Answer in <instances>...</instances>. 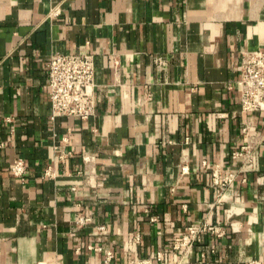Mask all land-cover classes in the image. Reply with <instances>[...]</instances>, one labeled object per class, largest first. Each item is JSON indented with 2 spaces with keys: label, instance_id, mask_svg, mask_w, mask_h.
<instances>
[{
  "label": "crops",
  "instance_id": "obj_1",
  "mask_svg": "<svg viewBox=\"0 0 264 264\" xmlns=\"http://www.w3.org/2000/svg\"><path fill=\"white\" fill-rule=\"evenodd\" d=\"M245 51L264 52V0H0V264H264ZM73 53L95 58L96 113L53 121L47 66ZM204 224L223 235L180 245Z\"/></svg>",
  "mask_w": 264,
  "mask_h": 264
},
{
  "label": "built area",
  "instance_id": "obj_2",
  "mask_svg": "<svg viewBox=\"0 0 264 264\" xmlns=\"http://www.w3.org/2000/svg\"><path fill=\"white\" fill-rule=\"evenodd\" d=\"M48 91L50 97L51 119L78 118L90 120L96 113L95 74L96 61L92 54H54L47 66ZM239 80L236 82L240 92L241 107L246 113L264 112V52L245 51L242 54ZM230 89L231 86L229 87ZM247 128L244 129L246 133ZM254 158L250 146H243L232 153V159L243 160L244 166L252 164ZM12 172L17 177L26 174V164L16 160ZM234 180L233 176L224 177V170L217 167L213 172V184L219 188L222 202ZM90 218H80L79 226H85ZM103 231L105 227H100ZM211 233L222 236L224 231L218 226L204 224L191 226L183 236L180 245L186 248L194 246L199 236ZM159 259H163L159 254ZM113 253H107L103 264H112Z\"/></svg>",
  "mask_w": 264,
  "mask_h": 264
}]
</instances>
